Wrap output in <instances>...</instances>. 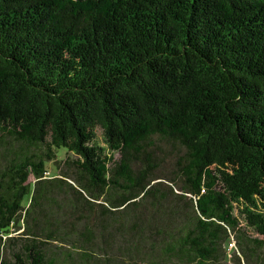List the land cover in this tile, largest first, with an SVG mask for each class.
<instances>
[{
	"label": "trees",
	"instance_id": "trees-1",
	"mask_svg": "<svg viewBox=\"0 0 264 264\" xmlns=\"http://www.w3.org/2000/svg\"><path fill=\"white\" fill-rule=\"evenodd\" d=\"M0 264H264V0H0Z\"/></svg>",
	"mask_w": 264,
	"mask_h": 264
},
{
	"label": "rangeland",
	"instance_id": "rangeland-1",
	"mask_svg": "<svg viewBox=\"0 0 264 264\" xmlns=\"http://www.w3.org/2000/svg\"><path fill=\"white\" fill-rule=\"evenodd\" d=\"M65 156V151L64 150H61V151H59L58 152V158L59 159H63V157ZM117 156V155H116ZM49 166V165H48ZM53 167V165L51 164L50 165V168H52ZM32 178L31 177H29V180H31ZM254 236H258L256 233H254L253 234ZM233 247V246H232Z\"/></svg>",
	"mask_w": 264,
	"mask_h": 264
},
{
	"label": "built area",
	"instance_id": "built-area-1",
	"mask_svg": "<svg viewBox=\"0 0 264 264\" xmlns=\"http://www.w3.org/2000/svg\"><path fill=\"white\" fill-rule=\"evenodd\" d=\"M229 245H230V247H231V245H233V242L229 243Z\"/></svg>",
	"mask_w": 264,
	"mask_h": 264
}]
</instances>
